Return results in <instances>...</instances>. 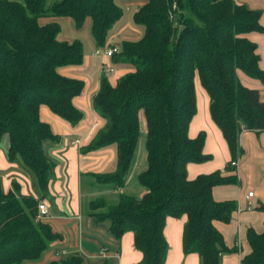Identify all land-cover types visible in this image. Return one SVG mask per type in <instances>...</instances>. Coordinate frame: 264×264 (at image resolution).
Returning a JSON list of instances; mask_svg holds the SVG:
<instances>
[{
  "label": "trees",
  "instance_id": "trees-1",
  "mask_svg": "<svg viewBox=\"0 0 264 264\" xmlns=\"http://www.w3.org/2000/svg\"><path fill=\"white\" fill-rule=\"evenodd\" d=\"M53 16L72 18L78 29L89 18L92 40L102 50L112 45L108 35L123 11L115 0H0V140L8 134V159L20 158L40 191L38 197L24 195L13 182L4 192L0 178V264L38 261L60 238L38 218L37 204L54 174L46 145L57 138L40 108L70 125L83 119L73 100L84 82L60 70L81 64L84 51L80 40L60 38L58 21L40 22ZM260 16V10L235 0H143L133 13L142 36L124 40L110 58L128 71L114 85L107 76L100 78L92 108L101 125L80 151L114 146L116 164L113 171L82 174L87 178L82 189L109 188L117 194L114 200L104 195L84 199L83 208L96 221L109 222L116 240L127 232L134 235V247L142 254L137 264L165 263L166 217L183 214L184 254H197L200 264H220L221 254L228 252L214 221L228 223L237 204L214 200L212 188L235 178L220 171L187 178L188 163L209 158L202 151L204 132L188 136L196 112L194 76L207 91L211 118L236 160L242 151L240 132L264 130V100L238 75L241 71L264 82L257 44L246 37L264 31ZM140 112L147 164L136 175L144 190L139 196L122 189L140 137ZM247 241L251 251L242 263L264 264V231L250 229ZM50 264H83V259L70 252Z\"/></svg>",
  "mask_w": 264,
  "mask_h": 264
},
{
  "label": "crops",
  "instance_id": "crops-1",
  "mask_svg": "<svg viewBox=\"0 0 264 264\" xmlns=\"http://www.w3.org/2000/svg\"><path fill=\"white\" fill-rule=\"evenodd\" d=\"M137 1L143 3V0ZM235 1L245 3L250 9L253 8L245 0ZM63 19L72 24L76 31L84 26L90 27L89 18L85 19L83 26L79 29L76 28L72 18L63 17ZM48 20L50 19L46 18L43 22ZM259 21L264 27L263 11ZM246 37L257 44L259 66L264 70V31L249 32ZM63 40L70 42L74 39ZM92 42H90V48L93 49L91 55L85 53L81 64L67 66L60 70L62 74L84 82L81 93L73 100L76 107L83 112V119L77 125H70L52 114L47 107L40 108L41 119L50 123L57 135L53 142L46 145V152L55 164L47 194L41 199L48 205V216L42 218V221L49 224L52 231L60 238L52 243L38 261L23 264H50L57 259L56 252L78 253L83 259V264H137L142 259V254L134 247V235L131 232L125 233L120 240H116L109 231V222L96 221L93 216L87 215L83 208V191L85 190L82 189V182L87 181V178L82 177V174L113 171L116 164L114 146L83 153L80 151L96 129L91 128L93 122L96 121L97 126L101 125L99 116L92 108V97L99 87L103 57L95 52L97 47L93 40ZM114 68V74L107 76L112 85L128 71L123 67L114 66ZM238 75L245 87L257 89L261 99L264 100V82L249 77L241 71H238ZM194 87L196 112L188 125V136L195 138L200 132H204L202 151L209 158L203 162L188 163L187 178L194 179L200 174H210L215 171H220L223 176L235 178L232 183L215 185L212 188L214 200H234L237 204V209L228 223L214 221V226L222 234L228 250L221 254L220 264H243V258L251 251L247 241L248 231L252 229L256 234L264 231V130L240 132L238 143L242 151L236 158V165L230 166L232 156L228 144L211 118L210 99L197 73L194 76ZM142 134H146V122L140 112L138 144ZM8 147L9 136L4 134L0 140V178L4 192L11 190L12 183L17 182L21 194L40 196L33 175L25 169L20 158L8 159ZM135 159L136 153L132 166ZM140 166L141 171L146 168L143 163ZM122 190L126 192L124 188ZM137 192L140 196L144 190L137 186ZM248 192H253L251 197L246 196ZM186 219L185 214L180 217H166L163 235L168 251L164 264H200V257L197 254L186 255L183 252L182 236Z\"/></svg>",
  "mask_w": 264,
  "mask_h": 264
},
{
  "label": "rangeland",
  "instance_id": "rangeland-1",
  "mask_svg": "<svg viewBox=\"0 0 264 264\" xmlns=\"http://www.w3.org/2000/svg\"><path fill=\"white\" fill-rule=\"evenodd\" d=\"M117 5H119L122 8L123 16L122 18L113 26L112 30L110 31L108 35V40L111 44L120 45L124 40H135L142 36L143 34V27L139 26L134 23L133 21V13L135 9L141 4L137 0H115ZM251 5L250 7H253V10H260L264 12V0H245ZM245 4V3H241ZM49 18L48 21H58L61 24V32H60V38L61 39H78L83 44V51L84 55L87 53L88 55H91L92 48H90V45L92 42V37L90 34V27L84 26L81 30H75L72 24H70L68 21H64L63 17L61 16H53V17H44L40 18L41 23L44 19ZM91 42V43H90ZM104 50V49H102ZM114 74V73H113ZM145 139L146 134L141 135V139L138 144V148L136 151V159L134 161V164L131 168V171L128 174L127 177V185L124 187V190L130 194L137 195V186L138 183L136 181V175L141 171V163L146 166V149H145ZM140 164V165H139ZM86 188L84 187V190ZM116 191L109 190V189H101V188H95V189H86L83 191L84 199L87 200L89 198H93L99 195H104L108 199H116Z\"/></svg>",
  "mask_w": 264,
  "mask_h": 264
},
{
  "label": "built area",
  "instance_id": "built-area-1",
  "mask_svg": "<svg viewBox=\"0 0 264 264\" xmlns=\"http://www.w3.org/2000/svg\"><path fill=\"white\" fill-rule=\"evenodd\" d=\"M120 49L119 45H115L112 44L108 47H106L104 50H100V49H96V53L102 55L103 57V61L101 62V66H100V71H101V75L102 76H109L111 74H113L115 72V68L113 66V64L110 61L111 56L114 53H117ZM97 122L94 121L91 128L92 130L94 128L97 127ZM75 142H78L77 140H75ZM231 165L235 166L236 165V160H232L231 161ZM253 194V192H248L247 193V197H251ZM37 210H38V218L42 219L48 216V205L43 202L42 200H40L37 204ZM62 254H64V252H56L55 253V257L59 258Z\"/></svg>",
  "mask_w": 264,
  "mask_h": 264
}]
</instances>
